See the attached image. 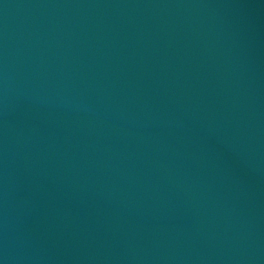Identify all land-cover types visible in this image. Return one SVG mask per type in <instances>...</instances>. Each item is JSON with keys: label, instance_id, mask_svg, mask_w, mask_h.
<instances>
[{"label": "water", "instance_id": "water-1", "mask_svg": "<svg viewBox=\"0 0 264 264\" xmlns=\"http://www.w3.org/2000/svg\"><path fill=\"white\" fill-rule=\"evenodd\" d=\"M0 264H264V0H0Z\"/></svg>", "mask_w": 264, "mask_h": 264}]
</instances>
